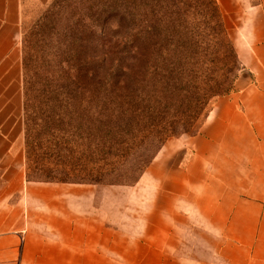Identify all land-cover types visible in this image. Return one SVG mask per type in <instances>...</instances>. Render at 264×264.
<instances>
[{
	"label": "crops",
	"instance_id": "obj_1",
	"mask_svg": "<svg viewBox=\"0 0 264 264\" xmlns=\"http://www.w3.org/2000/svg\"><path fill=\"white\" fill-rule=\"evenodd\" d=\"M27 2L0 0L3 125L12 91L2 75ZM239 53L243 87L159 153L128 195L27 180L12 147L18 134L1 131L0 264H264V0L246 16ZM183 147L190 158L175 164Z\"/></svg>",
	"mask_w": 264,
	"mask_h": 264
},
{
	"label": "rangeland",
	"instance_id": "obj_2",
	"mask_svg": "<svg viewBox=\"0 0 264 264\" xmlns=\"http://www.w3.org/2000/svg\"><path fill=\"white\" fill-rule=\"evenodd\" d=\"M208 1L28 0L12 40L13 59L5 61L11 74L2 75L6 76L4 83L11 85L12 99L3 108L5 122H10L0 123V132L7 127L13 138L18 134L12 147L18 150L15 154L21 159L25 178L79 181L93 177L101 183L83 184L108 191L113 186L123 187L128 195L129 187L138 182L134 181L138 170L129 178L127 168H135L133 162L156 152L157 156L169 149L173 140L194 135H178L162 146L153 143L147 148L122 143L131 134L139 140L154 129L142 124L143 110L156 104L165 86L168 97L164 102L178 108L182 107L178 104L183 100L182 90L188 89L189 83H205L215 77L216 57L207 49L208 42L215 39L211 27L216 23L235 51L230 65L231 93L246 83L249 75L239 50L246 16L258 0H214L215 22L200 15ZM171 38H183L185 48L171 46L164 52L154 45ZM145 41L150 43L147 52H152L153 58L163 61L162 55L167 60V68H159L151 78H141L138 66L141 55L137 45ZM127 72L136 83L125 91L122 79ZM77 88V97L68 94ZM131 90L137 91V103L146 105L138 107L143 112L133 111L135 102L123 97L127 92L134 98ZM132 112L137 121L134 130L129 124ZM166 113L162 117L167 121L179 115L173 110ZM153 121L157 124L159 117ZM190 155L189 148L178 149L173 162L185 163Z\"/></svg>",
	"mask_w": 264,
	"mask_h": 264
},
{
	"label": "trees",
	"instance_id": "obj_3",
	"mask_svg": "<svg viewBox=\"0 0 264 264\" xmlns=\"http://www.w3.org/2000/svg\"><path fill=\"white\" fill-rule=\"evenodd\" d=\"M208 8L205 9V11H201L200 15L203 18H211L216 20L217 17V8L215 6L214 0L208 1ZM206 28L203 30V33L205 34ZM211 32L214 34L215 39L211 42H208V47L211 54H214L216 57V63H217V71L215 74V77L210 78L205 83H189L188 89L182 90V102L178 104H182V107L173 108L169 102H164L165 97L167 96L166 92V86L164 93H162V96L156 101V104L150 103L148 109H144L146 116L142 124L144 125H150V127H154V129L145 136H140L139 138L137 135L131 134L130 137L124 139L122 143L130 146L132 145L135 148H147L149 144L157 143L158 145H163L169 138L175 137V136H181L182 134H195L199 132L200 128L202 127L203 123L205 122L209 112L213 108L215 102L220 97H225L231 94L232 91V81H231V73L233 71V68L230 66L231 62H233V58L235 59V51L233 49V46L229 40L226 39V37L223 35V30L221 28L220 24H214L211 27ZM167 43L159 42L154 43L156 46H160V49H164V52L169 49V47H173L177 50H180L182 48H185L186 42L183 38H177L174 40L173 38L167 40ZM148 45L150 43H139L137 46L140 51V61H138L140 76L142 77H150L152 75L158 74L159 68H167L166 62L167 60L161 55L163 61H158L157 59L153 58L152 52L148 53ZM160 49H156V51L159 53ZM162 62H165V64H162ZM160 64H162L160 66ZM135 85L136 81L133 79L131 74L129 72L125 73L122 79V88L129 89L130 85ZM140 83V81H139ZM141 86V83H140ZM125 90V89H124ZM127 91V90H125ZM77 92V94L75 93ZM74 93H68L73 94L75 97L78 96L79 89L77 88ZM130 93L132 95H135L134 98H132L127 92L124 94L125 99H131L135 102V109L133 111L143 112L138 109L140 104L144 105L143 103H137L138 95L136 90H131ZM82 94V92H81ZM146 106V105H144ZM173 110L174 114H179L177 117H174L170 121H167L162 117V115H166V111ZM153 115V116H152ZM156 116L159 117V121L156 124L155 121H153V118ZM136 117L132 114L130 115V125L133 124L132 128L133 130L137 127V121L135 119ZM135 148L129 147V149L134 150ZM157 153V152H156ZM156 153L151 157L141 159L140 162H133L136 167L132 168V166H129L127 168L129 172V178H132L135 176V172L138 170L139 173L136 175V179L134 180L137 182L141 175L144 173V171L147 169V167L150 165L154 157L156 156ZM138 158V154L136 155ZM137 161V160H135ZM113 170L115 171L116 168L114 165H111ZM126 174V173H125ZM125 177V175L123 176ZM47 182H78V183H101V180L98 178H89V179H82L79 181L74 180H68V179H47L45 180Z\"/></svg>",
	"mask_w": 264,
	"mask_h": 264
}]
</instances>
